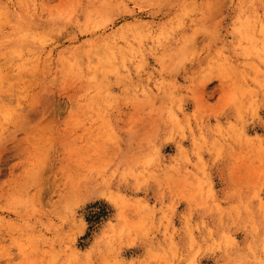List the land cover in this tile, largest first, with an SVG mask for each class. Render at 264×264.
I'll use <instances>...</instances> for the list:
<instances>
[{
  "label": "rangeland",
  "instance_id": "374dc122",
  "mask_svg": "<svg viewBox=\"0 0 264 264\" xmlns=\"http://www.w3.org/2000/svg\"><path fill=\"white\" fill-rule=\"evenodd\" d=\"M0 264H264V0H0Z\"/></svg>",
  "mask_w": 264,
  "mask_h": 264
},
{
  "label": "bare ground",
  "instance_id": "6f19581e",
  "mask_svg": "<svg viewBox=\"0 0 264 264\" xmlns=\"http://www.w3.org/2000/svg\"><path fill=\"white\" fill-rule=\"evenodd\" d=\"M80 229H83V227L81 226V228Z\"/></svg>",
  "mask_w": 264,
  "mask_h": 264
}]
</instances>
